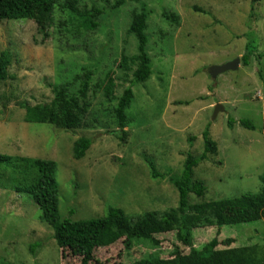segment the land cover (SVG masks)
<instances>
[{"label": "rangeland", "instance_id": "obj_1", "mask_svg": "<svg viewBox=\"0 0 264 264\" xmlns=\"http://www.w3.org/2000/svg\"><path fill=\"white\" fill-rule=\"evenodd\" d=\"M115 1L80 0L81 6L98 3L104 9L95 30H85L78 22L60 25L68 20V12L59 9L46 27L32 19L0 20V53L7 51L12 57L11 76L0 89V153L57 162L62 219L101 217L110 206L136 218L179 205L178 189L169 177L181 173L188 153L204 152L203 132L209 127L218 150L208 152L194 168V177L204 180L207 190L202 197L191 193L189 202L259 192L264 172V0H126L112 8ZM141 2L151 10L146 33L153 73L148 81L133 85L131 122L123 141L113 108L133 75L119 61L123 53L138 50V40L128 27ZM164 13L177 14L179 22ZM249 40H255L258 48L244 64ZM236 58L240 61L236 69L211 75V66ZM83 66L94 72L83 119L88 126L64 129L25 121L24 106L51 102L53 85L72 81ZM110 69L117 83L112 100L101 87ZM78 85L74 83L72 90ZM218 103L223 109L214 116ZM230 118L236 120L233 126ZM241 118L250 119L255 128L242 126ZM82 135L93 143L82 159H75L73 143ZM147 157L162 176H152ZM14 167V171L0 168V264L80 263V256L57 245L33 199L17 191L16 179L24 176V166ZM27 167L30 172L23 180L37 174ZM193 236L197 248L214 237L220 242L233 239L231 246L264 247V217L221 226L202 224L193 229ZM155 239L159 242L122 237L97 247L90 264L169 258L176 250H190L176 230L156 234ZM40 241L41 248L32 254L30 245Z\"/></svg>", "mask_w": 264, "mask_h": 264}, {"label": "trees", "instance_id": "obj_2", "mask_svg": "<svg viewBox=\"0 0 264 264\" xmlns=\"http://www.w3.org/2000/svg\"><path fill=\"white\" fill-rule=\"evenodd\" d=\"M126 0H116L111 6L118 8ZM253 3L261 0H252ZM199 10L200 8L197 7ZM56 9L68 12V20L60 21V25L79 23L85 30H95L100 25V17L104 9L98 3L91 7L81 6L80 0H0V20L3 19H32L41 27L54 19ZM151 10L146 2H141V10L132 13V20L128 33H132L138 40V50L135 54L123 53L119 66L126 73L132 71L133 78L123 93L118 97V102L113 108L116 122L119 126V137L126 139V127L131 120L128 108L134 101L133 85L148 81L153 73L152 59L147 50L148 35L146 33L147 20ZM166 18L179 22L175 13H164ZM256 41L249 40L246 51L242 57L244 64L250 63V58L257 50ZM12 57L7 51L0 53V89L2 83L11 75L9 67ZM94 72L89 66L81 67V73L73 76L72 81L53 85L54 97L51 102H41L24 106L25 121L50 123L64 129H75L88 126L83 120L86 116L90 101L89 90ZM79 82L78 89L73 91L72 85ZM116 77L114 70L110 69L102 79L101 87L109 100L115 99ZM236 120L229 119V124L234 125ZM240 124L247 128H255V124L248 118H241ZM205 144L201 155L188 153L180 174L170 175V180L179 192V205L162 213L148 211L136 218H130L121 207L110 206L107 214L97 218L62 219L59 211L60 186L57 180L58 164L53 159L40 157L15 158L13 155L0 153V168L15 169V165L24 166L23 174L28 178L31 166L37 171L36 176L23 180L17 178L16 189L18 192L27 193L40 208V219L48 223L53 229V237L62 249H69L74 255L80 256V263L90 264L97 247L112 244L122 237L131 240L134 237L159 241L155 235L159 233L177 231V237L190 247L188 253L176 250L174 256L169 258L151 257L133 262L113 264H264V247L260 244L231 246L233 239L226 238L219 241L214 237L207 241L201 248L194 246L193 229L203 225H224L241 222L255 221L264 217V172L263 181L259 192L243 193L238 197H228L217 200L189 202V196L194 193L198 197L205 195L207 187L204 180L194 177V168L199 162L208 157V152L216 153L217 142L211 138L209 127L203 132ZM93 139L79 136L73 143V157L82 159L90 149ZM17 161V162H16ZM153 177L162 176L156 172L153 159L147 157ZM13 166V167H12ZM14 171V170H13ZM223 243L225 248H219ZM42 241L30 245L32 254L41 248Z\"/></svg>", "mask_w": 264, "mask_h": 264}, {"label": "water", "instance_id": "obj_3", "mask_svg": "<svg viewBox=\"0 0 264 264\" xmlns=\"http://www.w3.org/2000/svg\"><path fill=\"white\" fill-rule=\"evenodd\" d=\"M239 58H236L234 60L228 61L222 65H213L210 67V73L212 76L216 77L219 73L230 70V69H236L239 65ZM223 109V106L221 103H218L215 107L214 116L217 115L218 111Z\"/></svg>", "mask_w": 264, "mask_h": 264}]
</instances>
